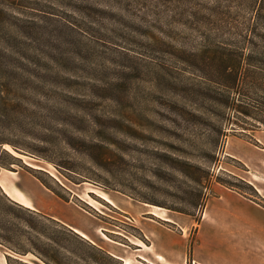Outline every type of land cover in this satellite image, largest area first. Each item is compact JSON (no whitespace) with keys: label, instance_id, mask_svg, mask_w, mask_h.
<instances>
[{"label":"rangeland","instance_id":"obj_1","mask_svg":"<svg viewBox=\"0 0 264 264\" xmlns=\"http://www.w3.org/2000/svg\"><path fill=\"white\" fill-rule=\"evenodd\" d=\"M263 34L264 0H0V146L43 170L87 214L71 211L76 221L134 264L149 242L144 217L193 225L192 236L224 192L264 207V126L230 107L263 116ZM225 64L242 66L238 91ZM0 179L64 204L24 168H0ZM62 252L66 264H95Z\"/></svg>","mask_w":264,"mask_h":264},{"label":"crops","instance_id":"obj_2","mask_svg":"<svg viewBox=\"0 0 264 264\" xmlns=\"http://www.w3.org/2000/svg\"><path fill=\"white\" fill-rule=\"evenodd\" d=\"M12 188L21 195L17 198L6 192L13 200L60 221L124 264L125 256L118 253L116 246L76 221L79 217L71 211L85 213L74 208L72 201L63 200L64 204L58 208L47 207L18 185ZM144 213L154 214V211ZM144 218L148 220L142 230L149 242L145 246L138 244L137 250H143V254H137L134 264H264V207L244 197L224 192L213 199L192 236L193 225L181 226V232L160 227L151 218ZM26 257L19 258L30 263ZM0 264H8L5 255L0 257Z\"/></svg>","mask_w":264,"mask_h":264},{"label":"trees","instance_id":"obj_3","mask_svg":"<svg viewBox=\"0 0 264 264\" xmlns=\"http://www.w3.org/2000/svg\"><path fill=\"white\" fill-rule=\"evenodd\" d=\"M260 17L261 15L258 14ZM263 38V48H264V34ZM264 54V49H263ZM251 64V63H249ZM241 64L232 65L225 64L222 71L230 79H232V85H227L229 91H238V83L241 81ZM242 67V66H241ZM262 69L260 70V72ZM245 79L250 76V69L246 68ZM260 86L259 91L264 94V71L261 72L259 77ZM228 104V106L235 108L241 113L255 117L262 126H264V102L255 106L259 109V114L263 116H256L252 110L243 107L242 105L235 106V101ZM238 107V108H237ZM14 145V144H13ZM17 151L30 154L28 150H21L18 146H13ZM0 155H4L7 160H4L0 156V168H5L9 170H16V167H21L26 170L31 171L35 177L41 182V184L51 191L52 193L59 196L64 201H69V198L54 188L47 180L39 176L38 172L43 170H34L26 164L23 160L13 153L3 150L0 146ZM72 166L66 164H57V169L65 177L71 179L65 170H72ZM35 172V173H34ZM52 178V177H51ZM62 189L64 186L60 184L55 178H52ZM72 180V179H71ZM74 181V180H72ZM15 219V222L13 221ZM19 221V222H18ZM10 233H15L18 236H25L26 240L29 241L30 248L23 249L20 248L19 244L13 246L11 243L13 241ZM42 238L48 240V242H43ZM0 245L4 246L11 253H15L18 257L11 255L10 253H5L8 264H30L21 260L19 257L26 256L28 253L36 254L45 264H66L65 259L71 260L68 256H65L62 250L68 251L76 256H80L84 260V256L89 257L93 263H98V255L105 254L107 257L118 260L119 264L122 262L120 259L110 255L104 249H102L97 244L86 239L81 234L61 223L60 221L49 217L43 213H40L34 209L26 207L17 201L13 200L1 187L0 185ZM88 251L91 253L87 255ZM87 252V253H86Z\"/></svg>","mask_w":264,"mask_h":264},{"label":"bare ground","instance_id":"obj_4","mask_svg":"<svg viewBox=\"0 0 264 264\" xmlns=\"http://www.w3.org/2000/svg\"><path fill=\"white\" fill-rule=\"evenodd\" d=\"M0 185L1 187L4 189L5 192H7L9 195L13 196V197H17V198H20V194L17 193V191H15L12 187L15 185V184H12L8 181H6L5 179H0ZM103 198V197H102ZM105 199H107L106 197H104ZM108 200V199H107ZM155 215L159 216V214L155 213ZM167 220H170L169 217H165ZM123 262L124 264H132V261L131 259H129L128 257H125L123 259Z\"/></svg>","mask_w":264,"mask_h":264}]
</instances>
